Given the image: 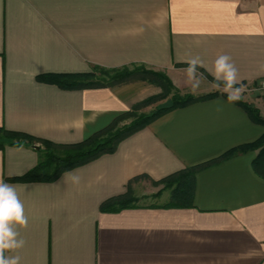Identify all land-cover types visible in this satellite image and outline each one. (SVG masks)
Segmentation results:
<instances>
[{
  "label": "crops",
  "instance_id": "crops-1",
  "mask_svg": "<svg viewBox=\"0 0 264 264\" xmlns=\"http://www.w3.org/2000/svg\"><path fill=\"white\" fill-rule=\"evenodd\" d=\"M220 54L232 57L244 86L264 79V0H0V126L79 142L159 87L65 89L38 76L145 65L192 90L184 61L200 56L211 67ZM198 71L206 79L197 90L216 95L168 111L54 180H13L38 163L39 149L0 148V178L17 187L29 217L23 264H264L260 149L198 170L191 205L101 210L138 178L160 180L264 134ZM241 100L264 118L261 96Z\"/></svg>",
  "mask_w": 264,
  "mask_h": 264
},
{
  "label": "trees",
  "instance_id": "trees-1",
  "mask_svg": "<svg viewBox=\"0 0 264 264\" xmlns=\"http://www.w3.org/2000/svg\"><path fill=\"white\" fill-rule=\"evenodd\" d=\"M101 73L98 77L97 74ZM207 75L206 73H204ZM207 77L213 81L211 76ZM39 79L49 81L65 89L97 88L120 85L135 80H144L162 88V94L158 98H165L171 95L168 105H160L149 113L136 114L142 106L156 99L155 96L135 104L133 108L118 117L109 125L98 130L82 141L75 143H56L47 139L38 138L27 132L7 129L0 126V148L16 143H27L30 145L39 144V161L23 176L13 180L19 181H50L58 178L63 172L86 164L99 156L113 153L121 140L145 127L159 116L168 111L188 105L195 101L208 99L217 94L209 92L194 96L192 94L181 95L172 80L162 72L149 70L144 67L129 69L127 66L121 68H105L93 66L90 71L77 73L44 74ZM226 97L227 95L224 94ZM236 103L243 106L251 118L264 125V118L257 108L242 100ZM134 116L128 124L119 125L126 118ZM260 149L257 158L253 162L255 170L264 176V134L253 142L242 144L232 148L209 162L187 167L178 172L172 173L164 178L172 188L170 199L166 206L191 205L194 193L195 175L201 168L216 163L220 160L232 157L238 153ZM137 198L133 195L129 186L124 194L111 197L101 204L102 211H117L125 207L136 205Z\"/></svg>",
  "mask_w": 264,
  "mask_h": 264
},
{
  "label": "clouds",
  "instance_id": "clouds-1",
  "mask_svg": "<svg viewBox=\"0 0 264 264\" xmlns=\"http://www.w3.org/2000/svg\"><path fill=\"white\" fill-rule=\"evenodd\" d=\"M187 67L183 69L186 81L195 92L206 79L199 68H204L212 77V87L227 95L228 103H235L242 99L245 86L241 83L239 69L228 54L218 55L212 66L205 65L200 56H194L184 61ZM219 103V101H217ZM220 109L218 108L217 111ZM67 175V174H66ZM74 182L79 177L73 175ZM29 225L25 205L17 187L0 178V264H23L19 252L25 248L27 241L21 235V229Z\"/></svg>",
  "mask_w": 264,
  "mask_h": 264
},
{
  "label": "rangeland",
  "instance_id": "rangeland-1",
  "mask_svg": "<svg viewBox=\"0 0 264 264\" xmlns=\"http://www.w3.org/2000/svg\"><path fill=\"white\" fill-rule=\"evenodd\" d=\"M127 67L129 69H133L134 67H137V68L144 67V68L149 69V70H154L157 72L165 73L163 71L148 68L145 65H132V66H127ZM100 75H101V73L99 72L97 74V76L99 77ZM151 84H153V83H151ZM157 87H159L160 91L157 94L152 95V96H155L156 99H154L153 101L142 106V108H140L137 111V113H136L137 115L140 113H149L153 109L157 108V106L169 104L168 101H169V98L171 95H168L165 98H158L162 94V88L160 86H157ZM177 89L179 90L181 95L192 94L194 96H198V95L206 94L205 92H200L198 90L193 92L190 89L189 90H183V89H180L178 87H177ZM243 93H248V94H250L252 96H256V97L261 96L264 99V92L255 84L245 86V91ZM152 96H149V97H152ZM133 119H134V116L126 118L119 125L128 124ZM172 188L173 187H171L166 181H163L162 179L152 180L150 178H145V177H141V178L136 179L135 182L133 183V185H131V190L133 192V195L137 198V200L135 202L136 205H138V204L139 205H150V206H152V205H163L169 201Z\"/></svg>",
  "mask_w": 264,
  "mask_h": 264
},
{
  "label": "built area",
  "instance_id": "built-area-1",
  "mask_svg": "<svg viewBox=\"0 0 264 264\" xmlns=\"http://www.w3.org/2000/svg\"><path fill=\"white\" fill-rule=\"evenodd\" d=\"M258 87L264 92V79L259 82Z\"/></svg>",
  "mask_w": 264,
  "mask_h": 264
},
{
  "label": "water",
  "instance_id": "water-1",
  "mask_svg": "<svg viewBox=\"0 0 264 264\" xmlns=\"http://www.w3.org/2000/svg\"><path fill=\"white\" fill-rule=\"evenodd\" d=\"M36 149H39V145L38 144H35L33 145Z\"/></svg>",
  "mask_w": 264,
  "mask_h": 264
}]
</instances>
